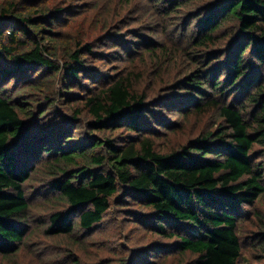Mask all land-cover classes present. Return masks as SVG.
Instances as JSON below:
<instances>
[{"label": "trees", "instance_id": "1", "mask_svg": "<svg viewBox=\"0 0 264 264\" xmlns=\"http://www.w3.org/2000/svg\"><path fill=\"white\" fill-rule=\"evenodd\" d=\"M161 1L110 6V18L94 21L106 31L74 51L55 27L79 7L0 2V256L23 245L25 185L40 172L67 206L49 216L48 237L87 234L116 208L167 242L159 258L176 250L193 257L187 264H239L231 207L264 194V0H202L183 45L162 22L148 35L136 20L144 11L181 18L193 4L171 0L169 13ZM101 2L92 4L96 14L107 9ZM112 57L124 65L111 69ZM106 58L108 69L96 65ZM245 82L256 83L248 116L228 104ZM194 117L211 125L183 137L200 125ZM178 133L172 148H159L157 140Z\"/></svg>", "mask_w": 264, "mask_h": 264}, {"label": "rangeland", "instance_id": "2", "mask_svg": "<svg viewBox=\"0 0 264 264\" xmlns=\"http://www.w3.org/2000/svg\"><path fill=\"white\" fill-rule=\"evenodd\" d=\"M5 0H0V2ZM101 0H42L43 4L49 7L65 6L74 10L79 7L82 14L74 17H67L63 20V24H58L55 27L59 31L60 37L64 44L69 46L70 51H74L78 47L79 42L92 40L99 34H103L106 29L96 28L95 19H108L110 18L109 7L120 6L127 0H102L107 3L105 12H94L91 7L94 2L100 3ZM130 3L134 1L140 4V0H128ZM170 1L162 0L160 3L161 9H169ZM192 1V0H191ZM101 2V4H103ZM205 2L200 0H193V4L182 11L181 18L177 15L168 17L165 13L158 12H140L136 20L140 21L146 34L161 33L162 28L159 22H162V27L171 32L173 31L177 38L182 42V45L188 41L189 38L184 36V31L189 24V20L205 10ZM139 6V5H138ZM150 8V6H148ZM35 9V8H34ZM33 9V10H34ZM69 14V13H68ZM154 14V15H153ZM97 15V16H96ZM131 19L133 14H130ZM139 26V25H138ZM137 26V27H138ZM189 30L195 28V22L189 24ZM179 29H181L179 31ZM179 31V32H178ZM164 35L168 34L164 31ZM185 37V38H184ZM155 41L163 40L161 37L154 36ZM101 43V42H100ZM97 45L100 46L101 44ZM100 50V48H97ZM112 48L111 51H113ZM67 50V49H66ZM101 50H106L101 48ZM117 49L114 50V55L117 56ZM117 59V58H116ZM112 57L110 61L115 69L121 63ZM97 66L103 68L109 67L108 60L96 62ZM124 64L120 65L122 67ZM253 74L258 79L259 67L253 65ZM262 73V71L260 70ZM256 84V83H255ZM255 84L245 82L247 90L236 93L233 97L229 98L228 104L239 109L242 107L246 110V115L252 112L253 107L246 101L251 90L254 89ZM178 96L182 105H185L184 95ZM194 95H192L193 97ZM65 103V102H63ZM215 121V117H212ZM190 122L198 123L197 117H194ZM214 123V122H213ZM194 131L188 128L183 132V137H193L199 131L211 125L209 119L204 118ZM180 131V129H179ZM190 132V133H188ZM182 133V132H181ZM181 133L175 135L174 139L160 138L157 140L160 149L165 150L172 148L174 142L178 139L176 136H181ZM42 170V169H40ZM39 170V171H40ZM43 174L36 173L32 179L26 183L25 191L29 200L28 221L29 227L23 245L20 246L19 251L11 257L0 256V264H137L136 261L141 259L143 264H187L193 257L189 254H182L174 250L172 257L168 259L159 258V252L156 251L158 246H164L167 242L159 239L157 236H152L140 226H134L130 223L128 217L116 208H113L105 215L104 221L100 227L87 234L80 232L71 237L55 238L48 237L45 234V229L48 225L49 216L56 211H64L67 209L66 204L60 201L58 196L53 195L45 182ZM230 201V200H228ZM232 212L238 220V236L242 245L241 258L239 264H264V246L260 244V233H264V194L261 195L253 204H243L231 207ZM171 245V244H170ZM164 248V247H162ZM152 250V251H151ZM151 251V252H150ZM148 253V254H147ZM162 253V252H161ZM169 253L164 252L163 255L167 256ZM162 255V254H161Z\"/></svg>", "mask_w": 264, "mask_h": 264}]
</instances>
